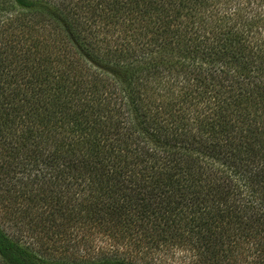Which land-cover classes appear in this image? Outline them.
<instances>
[{"label":"trees","instance_id":"obj_1","mask_svg":"<svg viewBox=\"0 0 264 264\" xmlns=\"http://www.w3.org/2000/svg\"><path fill=\"white\" fill-rule=\"evenodd\" d=\"M70 1L0 0V264L263 263L264 0Z\"/></svg>","mask_w":264,"mask_h":264},{"label":"rangeland","instance_id":"obj_2","mask_svg":"<svg viewBox=\"0 0 264 264\" xmlns=\"http://www.w3.org/2000/svg\"><path fill=\"white\" fill-rule=\"evenodd\" d=\"M50 1H53L54 4L57 5V7L59 6L61 7L62 4L65 5V4L72 3L70 0H50ZM73 2H75V0H73ZM6 196H7V200L3 201L4 206H7L8 204L10 205L8 195ZM0 214H1L0 218L2 222L4 223V226L7 232L10 235L20 234L18 232H21V231H23L22 233L24 232L26 233L24 229L26 230L27 227H22L20 223L15 225V221L17 222L15 214H11L9 217H7L6 222L3 219L4 215H3L1 208H0ZM69 234H72L73 236ZM75 234L77 236H74ZM38 237L42 238V241L43 240L45 241L44 246H48V245L55 246L56 245L54 247V250H55L54 255L59 256L60 258H72L73 256H78L79 258H81L83 256L82 259H90L88 256H91L92 252H95L98 250L107 252V250L110 249L113 244V242L107 240L105 237L101 236L100 234L77 232L76 230L74 231V233H68V235H66L65 237L59 238L60 241H57L56 243H54V241L52 240H49V239L47 240L46 237L42 236L41 234L38 235ZM24 239H27V238L24 237ZM246 246L247 245H245L243 248H245ZM247 247H250V246H247ZM65 249L67 251L64 252L63 250ZM127 250L128 249L126 248H119V251L122 252L123 254H129ZM241 251L242 253L240 254ZM241 251H239V254H238L239 257H236L239 264H252L253 262H256L253 256H250L245 249ZM72 252H73V255H70ZM195 254H196V251L190 249L189 246L186 247L184 245H179L177 247L176 245H172L170 243L168 246H164L158 252L147 254L142 257L139 254L138 256H136L135 252L133 253L131 252V256L129 255V257L127 256L126 258H129L130 260H136L137 263H141V264H199L198 263L199 261L198 262L196 261L197 257H195ZM236 255H237V252L235 253V256ZM258 264H264V262L263 263L258 262Z\"/></svg>","mask_w":264,"mask_h":264}]
</instances>
